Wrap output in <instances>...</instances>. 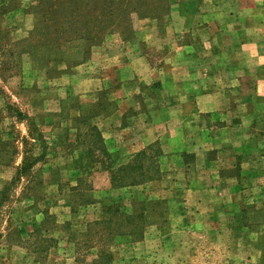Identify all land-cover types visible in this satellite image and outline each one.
I'll list each match as a JSON object with an SVG mask.
<instances>
[{
	"label": "crops",
	"instance_id": "obj_1",
	"mask_svg": "<svg viewBox=\"0 0 264 264\" xmlns=\"http://www.w3.org/2000/svg\"><path fill=\"white\" fill-rule=\"evenodd\" d=\"M246 1L170 0L161 26L134 15L132 38L107 35L72 78L92 87L88 103L108 107L91 124L112 157L152 145L161 150L159 179L104 187L96 204L144 190L167 199L184 227L218 228L214 234L225 228L227 238L246 240L259 258L262 251L252 243L264 232L253 228L252 218L264 221V0L241 7ZM156 44L165 52L154 63L146 47ZM237 226L244 233L234 232ZM193 234L186 233L189 240Z\"/></svg>",
	"mask_w": 264,
	"mask_h": 264
},
{
	"label": "rangeland",
	"instance_id": "obj_2",
	"mask_svg": "<svg viewBox=\"0 0 264 264\" xmlns=\"http://www.w3.org/2000/svg\"><path fill=\"white\" fill-rule=\"evenodd\" d=\"M32 1L0 0V264H42L40 249L34 247L36 237L32 236L40 227L43 236L58 240L43 264H91L93 255L84 250L81 251L83 254L78 252L71 234L85 229L87 221L98 217L101 205L96 203L104 196L99 190L107 187L115 191L118 188L112 187L110 174L102 162L93 161L99 153L91 156V160L90 151L99 142H94L90 135L85 139L87 144L80 145L83 139H77V131L88 130L84 123H76L75 118L80 119L83 108L92 105L85 96L92 87L83 85L81 79L72 78L77 66L68 68L59 63L54 65L53 72L47 73V69L34 63L26 52L30 43L25 39L34 25V16L29 13ZM248 1L240 6L245 7ZM253 1L255 4L257 0ZM230 6L231 2H228L224 8ZM161 42L159 39L158 44ZM146 49L154 63L165 52V49L158 50L157 44ZM104 97H107L106 93L103 100ZM12 109L33 116L41 135L36 132L31 136L26 121L17 120ZM24 143L31 160L41 153L44 158L35 161L28 171L13 181L17 166L23 160ZM121 159L124 161L128 157ZM104 161L106 163V159ZM78 166L79 170L76 169ZM80 174L88 184L86 191L94 198L95 205H78L79 195L70 190ZM8 183L11 185L2 194ZM138 195L150 198L141 190L123 198L125 206ZM106 202L113 200L110 198ZM170 213L171 230L176 233L172 238H163L155 227H151L137 244L117 239L111 247L114 255L111 264H262L264 261L262 254L259 258L254 257L246 240L227 238L229 230L224 228L214 234L212 232L218 228L211 230L201 224L184 227L186 225L174 217V210ZM47 214L53 217L48 220L49 227L53 221L59 225L50 227L48 234L41 225ZM187 232L194 233L195 239L189 240ZM199 234L208 236L198 238ZM212 235L218 237L214 239ZM256 243L252 245L256 247ZM232 247L236 249V256L230 254ZM77 257L81 258L78 263Z\"/></svg>",
	"mask_w": 264,
	"mask_h": 264
},
{
	"label": "trees",
	"instance_id": "obj_3",
	"mask_svg": "<svg viewBox=\"0 0 264 264\" xmlns=\"http://www.w3.org/2000/svg\"><path fill=\"white\" fill-rule=\"evenodd\" d=\"M170 11V0H33L29 13L34 16V25L25 39L28 44L30 43L26 52L31 55L34 63L46 68L47 73L53 72L54 65L59 63L68 65V68L75 67L86 62L93 48L101 45L107 35L120 32L126 39L132 38L134 15L141 19L157 20L161 26ZM73 107L77 106L73 105ZM83 109V113L79 115H82L81 118H75V121L84 123V126H88V130L84 133L81 130L77 131V139H83L79 142L80 145L83 142L87 144L85 139L90 135L94 137V142H99L91 149L90 157L99 153L100 157L93 161L102 162L103 168L110 174L112 187L141 185L161 177L158 161L161 152L159 146L152 145L124 161L121 158H114L104 144L101 131L96 125L91 124V119L101 110L108 111V107L94 104L87 105ZM12 110L17 120L26 121L31 136L36 132L41 135L33 116L23 114L16 109ZM24 146L26 149L23 160L17 166V174L13 181L28 171L35 161L44 158V153H41L31 160L25 143ZM101 158H105L106 163L105 159ZM76 169L79 170L80 167ZM75 183L70 190L79 195L78 205L96 203L86 191L88 184L81 174L75 179ZM9 184L11 185L8 183L2 194L6 193ZM125 204L123 199L102 204L98 217L87 221L85 229L71 234V241L76 244L78 252L82 253L81 251L84 250L85 253L87 251L88 254L93 255L91 264H111L114 258L111 247L117 239L122 238L129 242L141 241L151 227H155L161 236H168L172 232L171 210L167 199H146L138 195L134 196L129 206ZM258 216L262 215H253V228L261 227L264 232V221L255 223L258 221ZM51 218H53L51 215H45L41 224L47 234L51 230L50 227L59 226L53 221L49 227L48 220ZM248 225L247 222L245 226ZM242 228L244 227L237 226V229ZM41 232L42 227L36 229L32 236L36 237L34 247L40 249L39 256L43 264L46 263L47 253L57 246L58 240L53 236H43ZM256 245L264 257V234ZM79 261L81 258L77 257L76 263Z\"/></svg>",
	"mask_w": 264,
	"mask_h": 264
}]
</instances>
